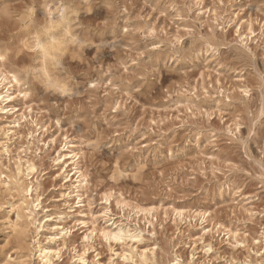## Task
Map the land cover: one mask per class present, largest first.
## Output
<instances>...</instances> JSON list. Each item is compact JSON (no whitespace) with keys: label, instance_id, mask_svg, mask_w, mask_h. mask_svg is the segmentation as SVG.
<instances>
[{"label":"rangeland","instance_id":"rangeland-1","mask_svg":"<svg viewBox=\"0 0 264 264\" xmlns=\"http://www.w3.org/2000/svg\"><path fill=\"white\" fill-rule=\"evenodd\" d=\"M80 19L102 46L69 61L79 94L25 85L0 112V162L32 161L46 225L71 231L40 232L54 264H264V0H99ZM1 183L0 264H40Z\"/></svg>","mask_w":264,"mask_h":264},{"label":"clouds","instance_id":"clouds-1","mask_svg":"<svg viewBox=\"0 0 264 264\" xmlns=\"http://www.w3.org/2000/svg\"><path fill=\"white\" fill-rule=\"evenodd\" d=\"M55 2L0 0V55L11 49L10 62L0 63V76L10 79L12 74L33 91L72 99L79 94L78 77L83 73L73 71L69 61L83 59L87 49L102 46L80 19L91 14L99 0H59L53 10ZM17 54L19 61L14 60ZM259 168L264 179V160Z\"/></svg>","mask_w":264,"mask_h":264},{"label":"bare ground","instance_id":"bare-ground-1","mask_svg":"<svg viewBox=\"0 0 264 264\" xmlns=\"http://www.w3.org/2000/svg\"><path fill=\"white\" fill-rule=\"evenodd\" d=\"M55 8H53L54 10ZM8 50H5L3 55H0V62L4 64L5 59L7 58ZM11 78H7L6 76H0V112H4V110L11 109V111H16L15 107L12 105V102L17 97V92L19 95H26L24 91L21 90L25 84L22 81H19L15 78L14 75L8 74ZM7 141L9 140V136H6ZM3 148L8 149V143L3 142L0 143ZM8 152V150H6ZM65 157L67 155H64ZM71 163L73 165L72 170L75 172L70 177L69 174L64 177V179H68L76 185L71 184V188L79 193V191L85 187L87 184L86 174L80 167V157L78 154H73L70 158ZM63 168L62 171L66 172L69 167L68 162L65 160H61ZM2 169H6L2 162H0V180L1 184H3L10 192L14 193L13 198L17 196V201L10 206V211L8 215V221L11 224V227L20 233H24L27 224L32 225L35 228L36 236L33 238V251H35L36 259L40 264H54L56 257H59V250L52 249L47 245L43 244L38 236L41 231L49 230L53 232V236L50 237V241H56L57 239L66 240V238L71 234L69 229L61 228L60 226H56L55 228H49L46 225V222H49L52 219V215L47 214L49 210L48 207H42L43 200L42 195L39 193L40 191V180L38 175V170L36 169V165L29 160H26L24 164L22 160L17 162L16 170L14 172H6L5 174ZM75 176V177H74ZM74 177V181L72 179ZM67 194H63L62 196H66ZM70 194L67 195L69 197ZM81 196V195H77ZM47 210V211H46ZM41 212H46L42 219H39ZM14 217V219H13ZM61 217V216H60ZM61 220V219H59ZM134 237V236H133ZM136 238V237H135ZM139 238V237H138ZM85 254L78 255V259L76 262L78 264H88L87 260L84 257ZM144 261L147 260V255L144 253L142 256ZM10 259L12 256L9 257ZM94 264H102L95 261ZM172 264H182L180 258H175Z\"/></svg>","mask_w":264,"mask_h":264}]
</instances>
